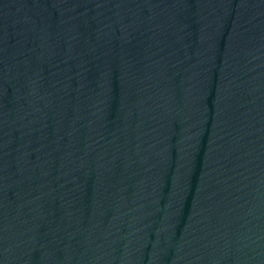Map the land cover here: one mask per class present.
I'll list each match as a JSON object with an SVG mask.
<instances>
[{"label": "water", "instance_id": "1", "mask_svg": "<svg viewBox=\"0 0 264 264\" xmlns=\"http://www.w3.org/2000/svg\"><path fill=\"white\" fill-rule=\"evenodd\" d=\"M0 264H264V0H0Z\"/></svg>", "mask_w": 264, "mask_h": 264}]
</instances>
